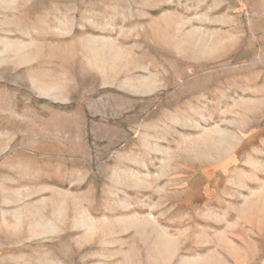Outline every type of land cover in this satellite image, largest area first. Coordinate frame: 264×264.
Wrapping results in <instances>:
<instances>
[{"label": "rangeland", "instance_id": "rangeland-1", "mask_svg": "<svg viewBox=\"0 0 264 264\" xmlns=\"http://www.w3.org/2000/svg\"><path fill=\"white\" fill-rule=\"evenodd\" d=\"M0 264H264V0H0Z\"/></svg>", "mask_w": 264, "mask_h": 264}]
</instances>
